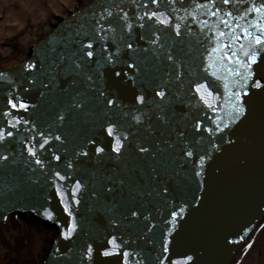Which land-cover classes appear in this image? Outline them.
I'll return each mask as SVG.
<instances>
[{"label": "water", "instance_id": "95a60500", "mask_svg": "<svg viewBox=\"0 0 264 264\" xmlns=\"http://www.w3.org/2000/svg\"><path fill=\"white\" fill-rule=\"evenodd\" d=\"M93 5L86 9L93 14L99 9L92 22L80 20L72 24L75 29L71 33L55 29L44 39L47 44L42 48L50 58L44 59L35 50L31 67H19L6 77L17 76L15 80L23 84L14 90L10 87L9 98L16 100L15 108L20 111L15 109L14 115L9 114L13 123L10 133L15 139L7 152L11 166L2 170L6 186H25L43 197L46 192L40 183L41 189H37L34 182L27 181L29 175L24 169L31 172L32 167L21 168L14 154L27 164L50 162L61 155L65 161H59L60 167L56 165L55 169L70 182L72 191L81 192L82 200L97 198L105 208L108 202H116L128 215L152 222L159 231L173 235L171 245L165 240L166 247L155 244L159 231L154 233L153 242L146 239V249L141 253L149 259L148 264H170L171 258L182 257L181 250H186L182 248L184 236L179 232L184 229L180 225L191 220L197 224L195 220L203 218L205 208V216L216 224L213 230L203 231L197 226L190 230L194 264H223L244 235L240 225L249 220L252 207L258 214L264 209V47L254 44L258 36L264 35V12L255 11L247 1L225 0H105ZM246 28L251 36L245 35ZM76 30L83 35H74ZM250 49L258 53L255 60L249 58ZM88 51L93 55L88 56ZM229 56L239 57V61ZM111 59L118 65L105 69V61ZM244 63L252 66L247 81ZM115 71L121 79L113 75ZM125 71L130 78L143 79L145 85L136 89L125 83ZM155 82L170 89L168 99L157 102L149 97L148 105H136L135 95L148 93ZM198 84H207V88L198 90ZM96 88V97L86 95ZM108 92L114 94L116 102L109 103ZM3 108L0 103L1 112ZM126 109L133 111L136 124L145 129L146 135L139 138L145 148L133 151L136 142L130 141L122 148L120 160L99 162L93 172L92 166L84 168L78 153L83 148L86 159L94 157L100 143L108 152L111 140L104 138L105 125L115 118L122 132ZM60 120L69 132L54 137L52 131L60 130ZM249 140L254 146L245 150ZM204 156L208 159L202 160ZM67 159L73 161L69 171L65 170ZM146 159L150 160L147 164ZM202 161L208 162L205 170H201L205 165ZM125 164H132L131 172L137 180L134 185L126 183V190L117 176ZM111 165L114 168L110 169ZM20 172L21 178L16 179ZM149 179L151 184L146 183ZM174 212L176 219L170 222ZM181 216L185 223L176 222ZM64 219L72 223L67 216ZM221 219L224 225H220ZM114 220L120 222L117 217ZM171 224L177 226L173 231ZM82 226L89 227L87 223ZM90 231L87 241L92 247L81 242L84 249L77 258L81 264H106L100 245L93 244L91 238L92 234L102 235L101 229ZM220 232L222 236H218ZM138 257L140 253L133 259L138 261ZM59 258L56 264L63 263L60 255L56 260Z\"/></svg>", "mask_w": 264, "mask_h": 264}, {"label": "bare ground", "instance_id": "6f19581e", "mask_svg": "<svg viewBox=\"0 0 264 264\" xmlns=\"http://www.w3.org/2000/svg\"><path fill=\"white\" fill-rule=\"evenodd\" d=\"M80 1H81L80 4H78V3L76 4V3L72 2L71 0H0V15L6 11L7 15H6V19L4 21L8 20L9 17L15 18L14 20L16 21V23L15 24L11 23L12 25L10 24V26H17L18 25V30H21V28L24 25V22L28 21L30 18L36 19L40 15L43 16L42 17L43 19H45V18L49 17L51 14H53L54 16L60 17V20H59L60 24L64 23V22L69 23L71 21V19H73L77 14L86 12L88 4L93 3L95 0H80ZM233 1L234 2H236V1H238V2L239 1L253 2L254 0H233ZM82 2H84V3H82ZM64 10L68 11L66 17L61 16V14ZM4 30L5 29L3 27V24L0 21V53L1 54L5 53V50L1 48V44L3 43L2 33L4 32ZM6 30H8V32L10 34H13L15 31L13 29V27H9ZM98 35H99V33H98ZM72 42L75 43L74 40H72ZM38 44L39 45L35 44V45L30 46V48L27 51V57L25 59H22L16 63H12L5 68H0V84L2 83L1 85H5V83L7 82L6 77L8 74L12 73L14 70L16 71L19 67L24 68V67L29 66L31 63H33V62H28V61L34 60V53L32 52V49H36V51H38V54L43 56L44 59L50 58V56H49L50 54L43 51L44 49L42 47H43L44 43L42 42L41 43L42 46H41L40 41H39ZM46 44H47V42H46ZM46 44H44V45H46ZM75 44H77V43H75ZM39 46H40V48H38ZM180 48H182V47H180ZM26 62L28 65H24V63H26ZM27 69H30V68H27ZM62 75L64 77H67L64 74H62ZM118 78L121 79L122 77L120 78V76H119ZM9 80H12V79H9ZM124 82L128 83L129 81L124 80ZM11 83H13V82H11ZM77 84H73V86L74 87L79 86ZM12 85L15 87V89L22 88V86H23V84L19 83V82L13 83ZM80 85L83 86L82 84H80ZM1 87H2V89L0 88V103L3 101V99H6V100L8 99L7 103L2 102V104L4 106L3 110L7 111L8 110V103H9V99H10L9 98L10 87H8L6 89L3 86H1ZM85 90H87V89H85ZM96 92H98L97 88L95 90H92V93H88L86 95H90V98H94V97H96L95 96ZM86 95H84L82 97L83 100L86 99ZM49 106H50V104H49ZM26 109H27V112H29L28 111L29 108L26 107ZM63 117H64V115H63ZM60 121H58V125L60 124L59 125L60 130L55 129L54 131H52V134L54 137H58V134H59V136H61L59 132H61V133L63 132V135L66 136V133L69 130V128H68V130L66 131L64 126H63L65 124L62 122V120H60ZM135 129H143V128H141V126H139L138 124H135L134 130ZM139 131H143V130H139ZM145 133L146 132L144 129V132L140 133L138 138L135 137L136 142L138 144H140L142 142V140L139 138L144 137L146 135ZM104 138H108V137L105 136ZM60 140H62V139H60ZM32 145H33V143L31 144V146ZM95 153L97 154L98 152L96 151ZM6 154L7 155H6V158L4 159V161H5V167L6 166L8 167V166H11V163H10L11 158H10V155L8 153H6ZM13 159L18 161L19 166L22 163V165L20 166L21 168L22 167L25 168L27 165L32 167L33 171H31V172L25 171V173L27 175H29V178H32V179L28 178L27 181H31L32 183L34 182L35 185L38 187L37 189H41V187L44 188L45 190H43V191L46 193L43 194V197L39 198V195H37L38 194L37 191H34L32 189H29V188L25 189V186H24V188H23V186H20V185L16 186V189H14L13 193L4 201L6 203L0 204V237L2 234H4L7 231L8 228L11 229L14 237L15 236L19 237L24 232L25 233L30 232V233H32L33 239L30 242V247H28V249L25 250L23 253L25 254L26 252L27 253L28 252H31V253L35 252L36 254H38L40 256V259L37 262V264H56L57 261L58 262L61 261L60 258L56 260V258H57L56 256L58 254L60 255V257L62 259H64L63 263L67 262V264H81L80 259L77 257L81 254V251H82V249H84V247L80 246V244H81V242H84L87 245H89V243H90L86 240L84 241L83 239H81L82 235L88 231L87 230L88 227H87V229H83L84 227L82 226V224H85L86 222H91V220L88 221V219H87V217H89L87 215V213H89V212L94 213L95 208L100 209L99 206L94 205L95 203H93L94 201L97 202L98 199L97 198L92 199L91 204L89 202L86 203L87 199L84 198L82 200L83 196H82L80 191H77V190L72 191L71 190V194L74 195V197L77 198V200L79 201V205L77 207V210L75 211V213H76L75 218L76 219L73 220L71 225L69 223H66L64 220L57 219L59 212L57 213L53 209L55 207V203L52 202V200H54V198H57V197H53V196L54 195L55 196L57 195L58 197L60 196V192L57 190L58 185H59V190H62L61 188L65 189L66 187H68L69 183L67 181L61 179V177L57 176L54 171H51L52 168H54L56 166L55 161L52 160V161L48 162V161L42 160V162H39V163L38 162H30L27 164V162L24 159H22L20 156L18 157L17 154H14ZM96 164H98V163H96ZM125 165L126 166L124 168H126L128 171L126 172V170H125V173L124 172L123 173L125 174V176H127L128 173L132 169V164H129V167H127V164H125ZM34 168H36V169H34ZM16 174L17 175L15 176V178L20 179L22 173L20 172V173H16ZM24 177H25V175H24ZM129 178L134 180V177L131 178V176H130ZM136 182H137V180L132 182L131 184L134 185ZM38 183H40L41 187L39 186ZM120 183L121 184L124 183V186H122V187L124 188V190H126L127 187H125V185H126V183H129V179L128 178L125 179L123 177L121 179ZM81 186H82V184H81ZM128 189H129V191H133V188H131V187ZM83 190H84V188L82 186V191ZM134 190H135V188H134ZM85 194L87 195L89 193L86 191ZM29 201H31V202H29ZM49 202H51V203H49ZM13 206L16 207L19 211H12L11 209L13 208ZM46 208H47V210H50V212L54 213L55 215L51 218L48 215H46V213H47V212H45ZM104 208H105V206H102L101 209H104ZM2 209H4L5 211L7 209H10L11 212L8 213V215L5 217L4 214H2ZM29 209H32V211H29ZM205 209H203V211H202V213H204V216L202 215L203 218L201 216H199L197 218V220H195L197 222V224H195L194 220L192 221L191 219H190L191 220L190 222L185 223L186 220L184 219V216H181V220L176 221L177 223H180V222L185 223V224L180 225V226H182V229H184V230L180 231L179 234L181 236H184L183 237V241H184L183 244L184 245L182 246V248H185L186 251L181 250L180 253H181L182 257H180V258L177 257L176 259L179 258L178 260L171 258L172 262L170 264H194V262H195V260L193 259L194 253L191 251L192 247H193V242L191 239L192 235L190 233V230L193 228H196L195 226H197V228L199 227V229H203V231L206 230L205 228H210L211 230H213L215 228L214 226L216 224L212 220H209L207 216H205V212H206ZM231 212H234V211L232 210ZM259 212L260 213L258 214L257 208L252 207V210L250 213L251 216H250L249 220L247 221L245 219V223H244L243 227L240 225L241 230H243L244 235L241 237L240 242L238 243L236 249H234L232 255L229 256L228 260L226 262H224L223 264H264V246H263V249L261 251L256 252V244H257L258 240L264 235V209L260 210ZM15 214L17 215V217L14 218ZM169 214L171 216L170 212H168V215ZM172 215H173V213H172ZM175 216L174 217L172 216L169 221L171 222L172 220L176 219ZM210 216H211V214H210ZM240 216H241V213H240V215L238 214V217H240ZM44 217H48L50 220L44 219ZM108 217L110 219H113V220L115 219L113 216H112V218H111V216H108ZM63 218H65V217H63ZM77 218H80V221L82 222L80 226L78 225L79 223H75L77 221ZM15 219H17V220H15ZM223 219L220 220V222H221L220 225L225 224ZM59 220L61 221V226H58L56 223ZM92 222L95 223L94 220ZM102 224H104V223L102 222ZM36 225L43 226V227H45V229H43L42 231H36V229H35ZM171 225H172V231L175 230V228L177 226L175 224H171ZM32 226H33V228L31 229L30 227H32ZM62 226L65 228H63ZM61 228L63 230L66 229V231L71 230L72 231L71 237L69 238V237L65 236L64 232ZM46 229H49V230L46 231ZM79 229L80 230L83 229V230L79 231ZM156 231H159V230L156 229ZM203 231H201V232H203ZM220 231H222V230L220 229ZM49 234H51V236H50V240L48 242V248L45 249L46 240H47V237ZM58 235H61V236L59 237ZM222 235H223V232L218 236H222ZM134 237H135V239H138V241H141L140 239H142L139 233H135ZM172 237H173V235L166 234V230H164V231L160 230L158 232V237L156 238L155 244L159 243L158 244L159 246H161V247L165 246L166 247L167 244L166 245L164 244L165 240H166L169 242L168 243V246H169V244L171 245ZM77 243H79V244L77 245ZM130 244L133 246L131 247L130 250H126L127 245H129V247H130ZM158 245H156V247L159 248ZM103 247H104V251L107 249L108 250L107 253L109 254V255H107V253L101 252L102 250L100 251L101 252L100 253L101 258H103V260H105L106 264H119L117 262L118 257L116 258V257L111 255V253L113 251H111L110 245L108 243H103ZM62 248H63V250H62ZM144 248L145 247L143 244H140L139 247H137L134 242L129 241L126 243L125 246L119 245L118 251L123 249L122 252H124V253L127 252L128 253L127 256H131V257L133 255L136 257L140 253V257H138V258L143 259L144 264H148L149 259L147 258V260H146L145 259L146 256L145 255L143 256V254L141 253L142 252L141 250H144ZM6 251H7V247H5V245H2L0 243V264H8L10 256H9V254H6L7 253ZM72 252H74V254H77V255L70 257L69 254ZM115 255H121V253H115ZM85 257L88 258V256H85ZM119 258L121 260V256H119ZM109 261H113V262L110 263ZM13 264H15V263H13Z\"/></svg>", "mask_w": 264, "mask_h": 264}, {"label": "rangeland", "instance_id": "374dc122", "mask_svg": "<svg viewBox=\"0 0 264 264\" xmlns=\"http://www.w3.org/2000/svg\"><path fill=\"white\" fill-rule=\"evenodd\" d=\"M71 1L76 4H80L81 2L80 0ZM67 12L68 11L64 10L61 16L66 17ZM6 15V11L1 14L0 21L3 24L5 30L9 27H13V29L15 30V34H10L8 30H4V32L2 33L3 43L1 44V48L5 50V53H0V68H5L12 63H16L22 59H25L27 57V51L30 46L35 45L37 42L41 41L47 34L51 32V30L56 24H58L60 20V17L54 16L53 14L45 19H43V16L40 15L36 19L30 18L28 21L24 22L21 30H18V25L10 26L11 23H16V21L14 20L15 18L9 17L8 20L4 21L6 19ZM35 227L34 228L36 229V231H42L43 229H45V227L40 225H36ZM30 228L32 229L33 226ZM48 230L49 229H46V231ZM50 236L51 234H49L47 237L45 249L48 248ZM32 239L33 236L30 232H24L21 236L14 237L11 229L9 228L4 234L1 235L0 243L7 247L6 254H9L10 256L8 264H37L40 259V256L38 254H36L35 252H26L25 254L23 253L28 249V247H30V242ZM263 246L264 235L258 240L256 244V252L261 251L263 249Z\"/></svg>", "mask_w": 264, "mask_h": 264}, {"label": "snow or ice", "instance_id": "6c2138e0", "mask_svg": "<svg viewBox=\"0 0 264 264\" xmlns=\"http://www.w3.org/2000/svg\"><path fill=\"white\" fill-rule=\"evenodd\" d=\"M225 2H227V0H225ZM197 7H199V5H197ZM252 7L255 8V10H256L257 12H264V4L259 5V7H257V6L254 4ZM251 10H252V9L250 8L249 11H251ZM167 22H168V21L166 20L165 23H167ZM257 23H258V21H257ZM261 27L264 28V25H261ZM245 35H246V36H251V35H252L251 30L248 29V28H246V30H245ZM90 43H91V41H89V44H90ZM254 44H256V45H260L261 47H264V35H260V36H258V37L255 39ZM87 55H88V56H92V55H93V52L88 51ZM225 55H228V53L225 52ZM257 56H258V53H257L254 49H250V51H249V58H250L251 60H255V59L257 58ZM233 58L236 59L237 61H239V57H231V56H229V59H233ZM29 66L31 67L32 65H29ZM243 66H244L245 69H248V72H247L246 75H245V81H247V79L252 75V72H251V67H252V66H251V64H248V63H244ZM236 71L239 72L240 69L237 68ZM117 75H119V73H117ZM260 83H261V82H260L259 80L256 81L257 86H259ZM196 87H197L198 90H200L201 88H207V84H204V85H200V84H198V85H196ZM226 87H227V86H226ZM208 91L210 92L211 90L208 89ZM161 95H163V93H161ZM201 95L204 96L205 93H204V92H201ZM141 99H143V97H141ZM237 99H239V97H237ZM109 103H112V101H109ZM234 107H235V105H234ZM237 110H238V111H241V110H242V107L238 108ZM139 118H140V117L137 116V119H139ZM217 120H219V118H217ZM197 127H199V125H197ZM217 130H219V129H217ZM108 131H109V133H114V132H115V127H114L113 125L110 124V125L108 126ZM123 135L126 136V135H128V133L125 132V133H123ZM121 143H122V141H121V139H120V135L117 134V135H116V144L113 145V147L115 148V150H116L117 152L120 151V145H121ZM41 147H43V145H41ZM96 150L99 152V151H102V148L97 147ZM189 154H191V153H189ZM57 158H59V157H57ZM37 162H39V160H38ZM56 175L59 176L60 173L57 172ZM77 185H79V181H77ZM57 190L59 191V185L57 186ZM73 191H75V189H73ZM61 196H62V197L64 196V193H63V192H61ZM64 209H65L66 211H69V212H70V211H71V205H70L69 203H65V204H64ZM46 215H48V216L51 218V217L53 216V213L49 211V212L46 213ZM175 215H176V213L174 212V213H173V216H175ZM73 226H74V225H73ZM69 234H70V230H69L68 232H65V233H64V235H69ZM112 244H113V248L111 249V251H116V250L119 249V245L116 243V238H115V237L112 238ZM90 251H91V249H90ZM105 251L107 252L108 250L106 249ZM124 254H125V256L127 257L128 253L125 252Z\"/></svg>", "mask_w": 264, "mask_h": 264}]
</instances>
